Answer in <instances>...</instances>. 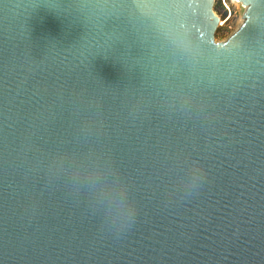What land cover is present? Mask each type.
Instances as JSON below:
<instances>
[{
	"label": "water",
	"instance_id": "1",
	"mask_svg": "<svg viewBox=\"0 0 264 264\" xmlns=\"http://www.w3.org/2000/svg\"><path fill=\"white\" fill-rule=\"evenodd\" d=\"M33 2L0 0V264H264V0H240L223 43L213 0H184L195 68L110 20L130 70L121 44L105 58L95 29L78 43V22ZM145 12L142 35L166 29ZM117 176L136 209L118 233Z\"/></svg>",
	"mask_w": 264,
	"mask_h": 264
},
{
	"label": "clouds",
	"instance_id": "2",
	"mask_svg": "<svg viewBox=\"0 0 264 264\" xmlns=\"http://www.w3.org/2000/svg\"><path fill=\"white\" fill-rule=\"evenodd\" d=\"M43 6L57 16H67L73 22H78L83 31L78 43L86 38V33L95 29L97 35L103 39L104 43H97V48L106 50L102 55L107 58L114 52L117 43L121 44L124 51L114 56L123 67L130 70L132 64L136 62L129 56L128 49L131 45L124 39L121 32L116 37L108 35L110 27H106L110 20L123 19L125 26L140 44L153 47L157 41H162L161 49L182 61L190 67H197L201 64H208L202 58L199 51V42L195 40L194 34L185 30V24L190 18L186 14L184 0H34L30 5L32 11ZM16 8H24L21 3L6 5V14ZM145 10H153L167 18V27L153 28L152 36L142 35L141 28L135 21L141 16H147ZM107 37V38H105ZM122 62V63H121ZM186 188L193 191L202 180L200 170L193 163L186 169ZM118 187L120 192L119 200L113 204L108 200L103 209L105 223L115 232H120L132 224L135 219V205L126 184L120 177H114L112 182Z\"/></svg>",
	"mask_w": 264,
	"mask_h": 264
},
{
	"label": "rangeland",
	"instance_id": "3",
	"mask_svg": "<svg viewBox=\"0 0 264 264\" xmlns=\"http://www.w3.org/2000/svg\"><path fill=\"white\" fill-rule=\"evenodd\" d=\"M212 10L219 18L213 40L223 43L243 24L246 6L240 0H213Z\"/></svg>",
	"mask_w": 264,
	"mask_h": 264
},
{
	"label": "snow or ice",
	"instance_id": "4",
	"mask_svg": "<svg viewBox=\"0 0 264 264\" xmlns=\"http://www.w3.org/2000/svg\"><path fill=\"white\" fill-rule=\"evenodd\" d=\"M252 7L255 8V0H253ZM258 24L264 25V16L260 17V19L258 20Z\"/></svg>",
	"mask_w": 264,
	"mask_h": 264
}]
</instances>
